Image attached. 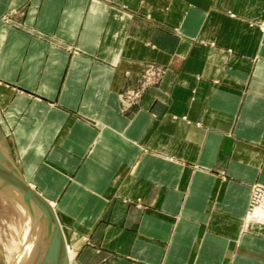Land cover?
Wrapping results in <instances>:
<instances>
[{
  "label": "crops",
  "instance_id": "crops-1",
  "mask_svg": "<svg viewBox=\"0 0 264 264\" xmlns=\"http://www.w3.org/2000/svg\"><path fill=\"white\" fill-rule=\"evenodd\" d=\"M260 22L264 0H0V145L71 264H264V227H241L264 185Z\"/></svg>",
  "mask_w": 264,
  "mask_h": 264
},
{
  "label": "rangeland",
  "instance_id": "rangeland-1",
  "mask_svg": "<svg viewBox=\"0 0 264 264\" xmlns=\"http://www.w3.org/2000/svg\"><path fill=\"white\" fill-rule=\"evenodd\" d=\"M258 26L261 30H264V22H260ZM160 75H161V68H159L155 64L148 63V64L143 65V68L140 70L137 77L135 78V84L134 85L129 84V86H125L123 89H121V95H122L124 102L130 105L137 104L139 102V99L145 87L154 83L160 77ZM1 140L2 139H0V141ZM10 165H13L16 168L15 164L12 162L8 154L4 151V149L0 145V166L10 169L11 168ZM16 170L18 171L17 168ZM32 209H33L32 205L27 203L25 199H23V196L21 194H18L13 191H8L6 189H0V264H9L8 259L11 253L13 254L12 260L16 261L15 264L16 263L18 264L19 259H23L19 261V264H25L26 262L27 264H30L29 262H31V264H39V261L41 260V248L44 245H42L43 244L42 232L38 230V228L36 229L37 234L36 236H34L33 242H31V243H35L34 245L35 247L32 250L33 253L29 251V254L31 253L33 254L32 258L27 257L26 259V257L24 258L21 257V254L24 251V249H21L15 252V249L21 246L19 245L20 243L19 236L21 234L20 231L22 232L24 222L26 219V215L28 213H33L34 215H36L37 218L41 220L40 221L41 223H44V220L41 219L40 214L37 213L35 209H34V212H32ZM242 224H243V219H242ZM242 224H241V227H243ZM42 227L41 229L44 230ZM15 232H17L18 235ZM17 238L18 240H16ZM22 243H24V241H22ZM68 243H69V240H68ZM68 243H67V254H68L70 264H71V261H72L71 259H73L72 257H74L73 256L74 250L72 248L69 249ZM10 248L12 251L10 250ZM12 248H14V250ZM9 250H10V253L8 252Z\"/></svg>",
  "mask_w": 264,
  "mask_h": 264
},
{
  "label": "water",
  "instance_id": "water-1",
  "mask_svg": "<svg viewBox=\"0 0 264 264\" xmlns=\"http://www.w3.org/2000/svg\"><path fill=\"white\" fill-rule=\"evenodd\" d=\"M10 167L7 169L0 166V189L21 194L23 199L32 205V212L35 209L45 223L42 232L44 246L41 248L39 264H69L66 248L68 230L60 214L47 199L25 182L13 165Z\"/></svg>",
  "mask_w": 264,
  "mask_h": 264
},
{
  "label": "bare ground",
  "instance_id": "bare-ground-1",
  "mask_svg": "<svg viewBox=\"0 0 264 264\" xmlns=\"http://www.w3.org/2000/svg\"><path fill=\"white\" fill-rule=\"evenodd\" d=\"M32 187V186H31ZM25 214V213H24ZM31 216H30V215ZM24 217H25V215H24ZM22 221V220H21ZM41 220L39 219V218H37L36 217V215H34L33 213H28L27 215H26V219H25V222H24V226H23V229L22 228H20V229H22V232L20 231V229H19V231H20V236H19V242L21 243H19V245H21V246H19V247H15L16 249H15V252H17L18 250H21V249H24V251L22 252V254H21V257L22 258H24V257H26V259H27V257L29 258H32V256H33V252H32V250L34 249V245H35V243H31V242H33V238H34V236H36V229L38 228V230H40L41 232H43V230L41 229V227L42 228H44L45 227V223H41L40 222ZM41 223V224H40ZM13 226V225H12ZM21 227V226H20ZM39 227H40V229H39ZM13 228H15V227H13ZM12 228V229H13ZM11 230V229H10ZM15 233H17V232H15ZM17 235H18V233H17ZM17 237V236H16ZM22 239H24V240H22ZM16 240H18V238L16 239ZM69 240V239H68ZM68 240L66 241V248H67V243H68ZM11 241H13V240H11ZM22 241H24V243H22ZM13 243V242H12ZM16 244H17V242H16ZM13 245H15V244H13ZM13 250H14V248H12ZM10 250H11V248H10ZM10 250L8 251L9 253H10ZM12 251V250H11ZM29 251L30 252H32L31 254H29ZM14 252V251H13ZM21 252V251H20ZM12 256H13V254L11 253V255H10V257H9V259H8V263L9 264H15V262L16 261H13L12 260ZM67 257H68V254H67ZM20 260H23V259H19L18 260V264H19V261ZM68 260H69V258H68ZM30 264H31V262H29ZM17 264V263H16ZM25 264H27V262L25 263ZM69 264H70V261H69Z\"/></svg>",
  "mask_w": 264,
  "mask_h": 264
},
{
  "label": "built area",
  "instance_id": "built-area-1",
  "mask_svg": "<svg viewBox=\"0 0 264 264\" xmlns=\"http://www.w3.org/2000/svg\"><path fill=\"white\" fill-rule=\"evenodd\" d=\"M242 225L243 230L253 225L264 227V186L259 183L251 185L249 202Z\"/></svg>",
  "mask_w": 264,
  "mask_h": 264
}]
</instances>
